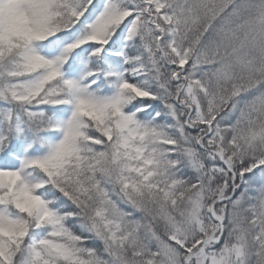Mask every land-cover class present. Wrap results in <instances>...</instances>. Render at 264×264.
<instances>
[{"label": "snow or ice", "instance_id": "6c2138e0", "mask_svg": "<svg viewBox=\"0 0 264 264\" xmlns=\"http://www.w3.org/2000/svg\"><path fill=\"white\" fill-rule=\"evenodd\" d=\"M0 264H264V0H0Z\"/></svg>", "mask_w": 264, "mask_h": 264}]
</instances>
